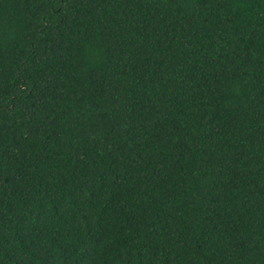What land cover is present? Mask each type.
Wrapping results in <instances>:
<instances>
[{
  "label": "trees",
  "instance_id": "trees-1",
  "mask_svg": "<svg viewBox=\"0 0 264 264\" xmlns=\"http://www.w3.org/2000/svg\"><path fill=\"white\" fill-rule=\"evenodd\" d=\"M0 264H264V0H0Z\"/></svg>",
  "mask_w": 264,
  "mask_h": 264
}]
</instances>
